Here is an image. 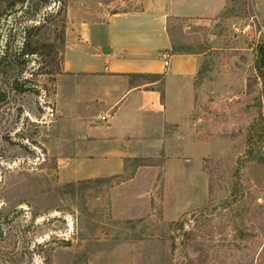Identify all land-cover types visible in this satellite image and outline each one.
Instances as JSON below:
<instances>
[{
  "label": "rangeland",
  "instance_id": "rangeland-1",
  "mask_svg": "<svg viewBox=\"0 0 264 264\" xmlns=\"http://www.w3.org/2000/svg\"><path fill=\"white\" fill-rule=\"evenodd\" d=\"M35 2L0 17V49L17 52L22 27L39 24L29 36L43 53L0 76V264H264V0L168 20L171 52L199 57L190 118L206 150L151 149L111 176L71 161L97 149L78 141L87 131L62 71L66 33L141 0Z\"/></svg>",
  "mask_w": 264,
  "mask_h": 264
},
{
  "label": "crops",
  "instance_id": "crops-1",
  "mask_svg": "<svg viewBox=\"0 0 264 264\" xmlns=\"http://www.w3.org/2000/svg\"><path fill=\"white\" fill-rule=\"evenodd\" d=\"M226 2L141 0L138 12L112 14L101 22L82 23L75 35L66 33L62 71L70 78L69 95L84 113L76 122L87 131L78 141L97 149L83 147L71 154V161L99 162L103 172L96 176H111L123 171L125 160L151 149L164 147L171 153L174 147L176 158L182 152H196L191 158L204 155L206 147L190 118L197 104L199 57L171 52L167 24L169 19L211 18ZM163 52L170 54L167 69ZM97 125L100 130L93 131ZM168 127L185 136L167 135Z\"/></svg>",
  "mask_w": 264,
  "mask_h": 264
},
{
  "label": "trees",
  "instance_id": "trees-1",
  "mask_svg": "<svg viewBox=\"0 0 264 264\" xmlns=\"http://www.w3.org/2000/svg\"><path fill=\"white\" fill-rule=\"evenodd\" d=\"M32 3L33 1H36V11L39 10L38 3L41 2V0H0V17L8 11V9H12V7L18 5V7L24 12L27 10L29 2ZM60 5V4H59ZM59 7V13L62 12L65 9V4L63 3ZM28 21L34 19V15H32L30 18H26ZM39 25V24H38ZM33 25V24H27L22 27L21 34H22V44L21 47L17 52H13V54L8 53L7 47L4 49H0V76L2 73L3 68L8 69L13 74H10V78H13L14 71L16 68H19V74L23 73L24 70L27 68V64L30 61V58H41L43 56V53L41 49L39 48V45L36 43L30 42V36L29 33L31 30L39 29L41 26ZM172 50L174 54H190L188 50H177L174 47H172ZM11 55V56H9ZM8 61V62H6ZM20 61V63H19ZM28 73V71L26 72ZM16 76V75H15ZM13 84L16 85V80L13 79ZM17 88V87H16ZM15 90V88H13ZM3 94H1L0 90V97ZM252 150L249 148L245 152L246 156L252 155Z\"/></svg>",
  "mask_w": 264,
  "mask_h": 264
},
{
  "label": "built area",
  "instance_id": "built-area-1",
  "mask_svg": "<svg viewBox=\"0 0 264 264\" xmlns=\"http://www.w3.org/2000/svg\"><path fill=\"white\" fill-rule=\"evenodd\" d=\"M253 19H254V16L252 17L251 22H252ZM250 29H251V25H250V24H247L246 26H244L243 31L247 33V32L250 31ZM160 58H161V60H162V62H163V66H164V68L167 69L168 66H169V58H170V54L167 53V52H163V53L161 54ZM100 120H101V121H104V120H105V117H100Z\"/></svg>",
  "mask_w": 264,
  "mask_h": 264
},
{
  "label": "water",
  "instance_id": "water-1",
  "mask_svg": "<svg viewBox=\"0 0 264 264\" xmlns=\"http://www.w3.org/2000/svg\"><path fill=\"white\" fill-rule=\"evenodd\" d=\"M102 52H103L104 54H108V53H109V49H108L107 47H104V48L102 49Z\"/></svg>",
  "mask_w": 264,
  "mask_h": 264
}]
</instances>
